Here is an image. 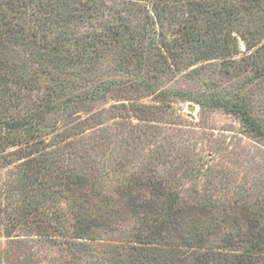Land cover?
Returning <instances> with one entry per match:
<instances>
[{"label": "trees", "instance_id": "trees-1", "mask_svg": "<svg viewBox=\"0 0 264 264\" xmlns=\"http://www.w3.org/2000/svg\"><path fill=\"white\" fill-rule=\"evenodd\" d=\"M217 111L264 150V0H0V264H264Z\"/></svg>", "mask_w": 264, "mask_h": 264}, {"label": "rangeland", "instance_id": "rangeland-1", "mask_svg": "<svg viewBox=\"0 0 264 264\" xmlns=\"http://www.w3.org/2000/svg\"><path fill=\"white\" fill-rule=\"evenodd\" d=\"M193 107L190 110V107ZM182 114L183 120L187 122H197L199 119V107L192 104H181L177 106ZM208 132H211L215 137L225 141L228 150L237 154L239 159L257 158L264 155L262 146L248 139L242 132L238 121L230 115L223 112L209 113L206 119L205 126ZM210 134V133H209ZM263 151V153H262ZM241 157V158H240ZM27 246L34 254L36 264H68L67 259L54 243H48L40 240H29ZM7 247L5 240H0V249Z\"/></svg>", "mask_w": 264, "mask_h": 264}, {"label": "water", "instance_id": "water-1", "mask_svg": "<svg viewBox=\"0 0 264 264\" xmlns=\"http://www.w3.org/2000/svg\"><path fill=\"white\" fill-rule=\"evenodd\" d=\"M192 109H193V107L191 106V107H190V110H192Z\"/></svg>", "mask_w": 264, "mask_h": 264}]
</instances>
